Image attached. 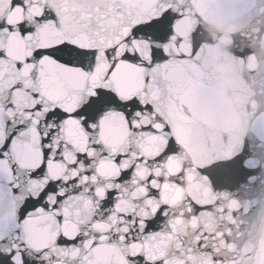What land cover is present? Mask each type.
Instances as JSON below:
<instances>
[{"label":"snow or ice","instance_id":"snow-or-ice-1","mask_svg":"<svg viewBox=\"0 0 264 264\" xmlns=\"http://www.w3.org/2000/svg\"><path fill=\"white\" fill-rule=\"evenodd\" d=\"M192 3L210 0H0V264H229L243 209L213 177L255 167L248 131L264 141V0L233 49L238 135L210 164L183 135Z\"/></svg>","mask_w":264,"mask_h":264},{"label":"water","instance_id":"water-1","mask_svg":"<svg viewBox=\"0 0 264 264\" xmlns=\"http://www.w3.org/2000/svg\"><path fill=\"white\" fill-rule=\"evenodd\" d=\"M254 2L255 0H250L242 14L234 17L239 31L228 37L212 27L214 16L234 11L224 0H210L205 7L207 10L203 11L196 3L190 5L194 15L193 27L201 30L203 49L198 57L197 76L189 84L194 99L191 106L185 109L183 135L198 164H210L225 158L224 154L205 148L219 134L222 133L224 137L238 135L230 126L228 117H238L242 109L235 112L222 105L221 89L210 75L208 64L212 60H222L231 55L241 65L233 54V49L242 41L243 34L249 27ZM205 94L207 99L203 98ZM256 100L259 104L258 111H264V97L258 96ZM243 156L254 163L255 167H245L237 161L229 165V171L225 175L213 177L216 191L237 200L243 209L235 221L230 223L233 235L230 243L223 246L224 255L229 258V264H264V141L252 131H248L243 138Z\"/></svg>","mask_w":264,"mask_h":264},{"label":"clouds","instance_id":"clouds-1","mask_svg":"<svg viewBox=\"0 0 264 264\" xmlns=\"http://www.w3.org/2000/svg\"><path fill=\"white\" fill-rule=\"evenodd\" d=\"M224 3L231 6L234 11L214 16L212 27L217 32L228 37L229 35H235L239 31V26L235 22L234 17L242 14L243 10L250 3V0H224ZM204 10H207V8H204ZM208 67L210 75L221 89L220 102L222 105L235 112L243 109L246 97L242 91V68L239 62L229 55L222 60L210 61Z\"/></svg>","mask_w":264,"mask_h":264}]
</instances>
